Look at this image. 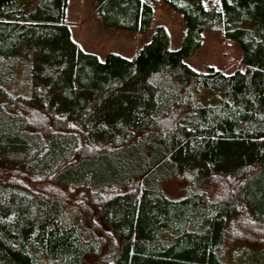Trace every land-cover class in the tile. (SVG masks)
Returning a JSON list of instances; mask_svg holds the SVG:
<instances>
[{
	"label": "trees",
	"instance_id": "1",
	"mask_svg": "<svg viewBox=\"0 0 264 264\" xmlns=\"http://www.w3.org/2000/svg\"><path fill=\"white\" fill-rule=\"evenodd\" d=\"M163 1L184 20L178 48L158 25L131 58L101 60L72 37L68 0H0V164L86 193L119 239L113 264H231L229 219L264 231V0ZM93 11L140 34L154 17L151 0ZM207 29L239 43L242 68L186 63ZM183 175L230 185L167 197L161 184ZM98 248L62 199L0 174V264H85Z\"/></svg>",
	"mask_w": 264,
	"mask_h": 264
},
{
	"label": "rangeland",
	"instance_id": "2",
	"mask_svg": "<svg viewBox=\"0 0 264 264\" xmlns=\"http://www.w3.org/2000/svg\"><path fill=\"white\" fill-rule=\"evenodd\" d=\"M151 1L154 5V17L149 29L143 34L116 27H104L93 11V0H68L65 21L70 27L72 37L81 48L96 54L101 60L107 53L131 58L144 43L149 41L158 25L166 28L170 37V47L178 48L185 30L183 18L163 0ZM242 24L245 25L243 22H233L232 26ZM185 61L197 71H205L207 67L212 66L226 73H232L243 67L239 43L235 39L227 38L218 29L205 30L201 45ZM0 174L33 190L44 191L51 197L56 196L64 201L66 208L75 211L81 229L99 244L97 252H90L85 256V264L114 263L119 253V239L104 227L100 213L90 205L86 193L48 181L34 182L29 175L17 173L15 168L5 164H0ZM229 185V178L214 176L195 186L191 177L183 175L174 176L163 182L161 188L171 199L182 198L194 190L204 192L210 200H214L220 197ZM248 224L249 221L242 213L229 219L221 247V259L224 262L257 264L263 260L264 231Z\"/></svg>",
	"mask_w": 264,
	"mask_h": 264
}]
</instances>
